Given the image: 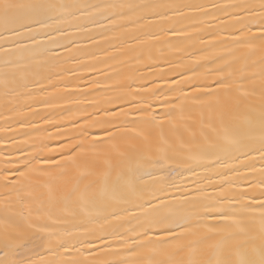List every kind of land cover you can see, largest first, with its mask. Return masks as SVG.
Segmentation results:
<instances>
[{"label":"snow or ice","instance_id":"1","mask_svg":"<svg viewBox=\"0 0 264 264\" xmlns=\"http://www.w3.org/2000/svg\"><path fill=\"white\" fill-rule=\"evenodd\" d=\"M0 264H264V0H0Z\"/></svg>","mask_w":264,"mask_h":264}]
</instances>
